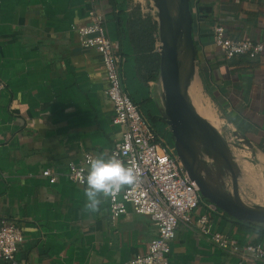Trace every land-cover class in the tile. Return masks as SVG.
Instances as JSON below:
<instances>
[{
  "label": "crops",
  "instance_id": "obj_1",
  "mask_svg": "<svg viewBox=\"0 0 264 264\" xmlns=\"http://www.w3.org/2000/svg\"><path fill=\"white\" fill-rule=\"evenodd\" d=\"M195 1L200 9H193L196 56L189 91L193 98L195 90L202 97L200 80L220 123L264 160V0L191 3ZM90 8L104 13L106 29L123 56L126 90L143 103L141 81L148 61L159 53L158 27L153 49L135 48L133 38L147 27V14L152 16L144 0H0V224L13 220L19 225L24 240L16 257L25 264H124L144 251L156 234L148 215L128 206L127 212L113 218L106 197L97 211H86L84 186L64 175L49 183L41 175L43 168L66 171L68 162L78 160L84 151L109 156L119 137V127L111 123L100 54L81 46L75 31L89 21ZM135 10L140 14L137 21ZM117 12L127 16L122 36ZM216 20L230 37L263 41L262 51L256 58L223 57L212 38ZM124 38L129 57L121 51ZM147 86L161 114L159 65ZM243 180L254 196L243 201L264 207V183L258 177ZM209 202L201 196L194 219L207 211ZM209 225L240 242L264 244V235L246 229L219 207L210 212ZM168 259L169 264H232L236 256L195 226L178 223ZM0 264L9 263L0 258ZM245 264L264 260L247 258Z\"/></svg>",
  "mask_w": 264,
  "mask_h": 264
},
{
  "label": "built area",
  "instance_id": "obj_2",
  "mask_svg": "<svg viewBox=\"0 0 264 264\" xmlns=\"http://www.w3.org/2000/svg\"><path fill=\"white\" fill-rule=\"evenodd\" d=\"M89 21L75 27L81 46L92 47L99 54L105 72L107 87L105 94L112 109L111 123L119 127L109 156H115L133 168L136 180L113 193L108 200L111 217L127 212L128 206L135 213L148 215L153 221L156 234L144 251L129 258L124 264H169L171 242L175 228L181 223L189 228L194 226L212 243L236 256L232 264H245L247 258L264 260L262 242H240L209 225L211 211L218 209L213 202L206 204L207 211L194 214L201 205V194L195 181L184 168L174 147L157 134L148 118L128 94L122 74L123 56L118 45L111 39L103 12L94 8L88 10ZM212 38L225 58L244 55L256 58L263 49V41L230 37L221 21L212 25ZM97 154L84 151L78 160H70L64 172L43 168L41 175L49 183L64 175L69 181L84 186L88 161ZM24 234L13 220L0 224V258L9 264H25L16 257L18 245Z\"/></svg>",
  "mask_w": 264,
  "mask_h": 264
},
{
  "label": "water",
  "instance_id": "obj_3",
  "mask_svg": "<svg viewBox=\"0 0 264 264\" xmlns=\"http://www.w3.org/2000/svg\"><path fill=\"white\" fill-rule=\"evenodd\" d=\"M155 1L160 40L159 76L163 87L160 112L171 133L174 150L202 197L239 220L264 224V208L248 206L240 196L237 173L221 135L193 108L182 91L180 69L186 66V70L191 72L195 65L192 29L193 9H200L198 1L194 4L191 0ZM171 10H175L174 16ZM201 150L224 160L231 175V194L212 186L205 179L199 158Z\"/></svg>",
  "mask_w": 264,
  "mask_h": 264
},
{
  "label": "rangeland",
  "instance_id": "obj_4",
  "mask_svg": "<svg viewBox=\"0 0 264 264\" xmlns=\"http://www.w3.org/2000/svg\"><path fill=\"white\" fill-rule=\"evenodd\" d=\"M144 8L147 12H150L155 19H157V8L155 0H144ZM172 14L174 16L175 10H173ZM159 44L160 40L158 37L157 45ZM199 83L203 99L202 97H200L196 90L194 99L197 101L196 103H198V106L200 107L202 112L211 113L214 118L213 120H209L210 118L208 119L204 115V118L210 125H212V122L216 124L217 127L215 128V130L218 129L217 132L219 133V135H221V138L225 142L228 157L233 164L235 172L237 173L240 196L242 199L245 196L254 198L250 188L247 186L243 178H246L247 176L256 178L258 177L264 183V160L258 158V156H256V154H254L249 148L244 147V145H242V140H240L241 138L239 136L236 137V135H234L230 131L226 124L220 123V119L216 117L215 112L208 103L206 93L204 91V88L202 87L200 80ZM199 158L201 159V171L205 176V179H207V181H209L212 186H220L222 188V191L227 194H231V175L226 167L224 160L220 156H216L214 158L213 155H208L203 150L199 152ZM211 180L213 181V183H211Z\"/></svg>",
  "mask_w": 264,
  "mask_h": 264
},
{
  "label": "trees",
  "instance_id": "obj_5",
  "mask_svg": "<svg viewBox=\"0 0 264 264\" xmlns=\"http://www.w3.org/2000/svg\"><path fill=\"white\" fill-rule=\"evenodd\" d=\"M113 2H114V0H113ZM121 8H123V7H121ZM136 9L138 10V7ZM137 10H135L133 12L134 21H137L140 19V16H139L140 14H138L139 11L137 12ZM115 16L117 18L116 22L118 25L119 36L120 35L122 36L123 31H124L123 33H126V31H125L126 25H124L123 22L126 20L127 16L124 12L123 13L117 12V13H115ZM144 20L148 21L147 27L143 28L144 30H143L142 34L137 36V38H133V40L135 42V46H136L135 48L136 49L138 48L139 50H151L154 48V44H155V36L153 35V33L155 34L156 28L158 27V24H157V20L153 19L152 16L149 14H147V16H146V18H144ZM127 42L128 41L126 40V38H124L123 50H121V51L124 55L129 57L130 51L126 47ZM118 49H119V47H118ZM158 65H159V53L156 52L154 54V59H152L151 61H148L146 69H145V73L143 75V81H141L143 86H144V89H145L144 98H143L144 102L138 103L136 99L132 98L131 96L130 97L139 106L142 113L148 118V120L150 121L151 125L153 126V128L155 129L157 134L162 136L164 138L165 142L169 146H173V139H172L171 133H170V131L166 125L165 119L163 116H161L159 111L156 109L155 103L150 98L149 93H148L147 80L148 79H155V77L158 73ZM122 74H123V72H122ZM241 224L243 226H245L246 229L257 232L260 236L264 235V224H256V223L247 222V221H243V220H241Z\"/></svg>",
  "mask_w": 264,
  "mask_h": 264
},
{
  "label": "clouds",
  "instance_id": "obj_6",
  "mask_svg": "<svg viewBox=\"0 0 264 264\" xmlns=\"http://www.w3.org/2000/svg\"><path fill=\"white\" fill-rule=\"evenodd\" d=\"M136 178L133 168L115 156L100 153L90 158L86 176L81 181L85 184L84 209L89 212L97 211L103 198L110 197L125 185L132 184Z\"/></svg>",
  "mask_w": 264,
  "mask_h": 264
},
{
  "label": "bare ground",
  "instance_id": "obj_7",
  "mask_svg": "<svg viewBox=\"0 0 264 264\" xmlns=\"http://www.w3.org/2000/svg\"><path fill=\"white\" fill-rule=\"evenodd\" d=\"M171 12H173L171 10ZM172 14V13H171ZM180 76H181V85H182V91L183 94L185 95L186 99L191 103V105L193 106V108L202 116V118L208 123V121L204 118V115L209 119V120H213V116L211 113H204L202 112V110L200 109V107L197 105L196 101L194 100L193 96L191 95L189 89H190V83H191V72H188L186 70V66L181 67L180 69ZM162 96V95H161ZM162 99V97H161ZM204 113V114H203ZM209 124V123H208ZM210 125V124H209ZM213 127L215 126V128L217 127L215 123L212 122ZM211 126V125H210ZM212 127V126H211ZM205 174V173H204ZM208 176V174H207ZM214 176V175H213ZM210 179V178H209ZM212 181V180H211ZM213 183V181L211 182ZM246 205L251 206V207H258V208H264L263 206L254 204V203H248V202H244Z\"/></svg>",
  "mask_w": 264,
  "mask_h": 264
}]
</instances>
